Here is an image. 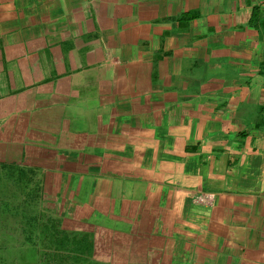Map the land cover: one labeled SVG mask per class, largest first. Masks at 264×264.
<instances>
[{
	"label": "crops",
	"instance_id": "obj_1",
	"mask_svg": "<svg viewBox=\"0 0 264 264\" xmlns=\"http://www.w3.org/2000/svg\"><path fill=\"white\" fill-rule=\"evenodd\" d=\"M3 180L92 264H264V0H0Z\"/></svg>",
	"mask_w": 264,
	"mask_h": 264
},
{
	"label": "rangeland",
	"instance_id": "obj_2",
	"mask_svg": "<svg viewBox=\"0 0 264 264\" xmlns=\"http://www.w3.org/2000/svg\"><path fill=\"white\" fill-rule=\"evenodd\" d=\"M13 186V185H12ZM8 181H0V200L2 203H6L8 206H2L1 210L8 209L12 210V214H2L0 216V232L3 234L4 230L8 229L9 223L11 224L13 231H10L9 236L5 235L0 237V264H53L54 257L57 256L61 259L64 258L63 253L69 252L73 248H76L77 255L73 257L65 255L66 260L74 259L78 261L79 264H92L87 260L84 255H81L78 250L82 249L83 234L77 233V228L69 226V228H64L63 223L57 217H52L51 222L57 221L58 234L55 237V231H46V215L40 214L37 218L41 219L40 228L34 227L33 223L29 221V227L24 230L25 224L18 226V223L14 221L19 218L25 221L26 217H19L23 214L21 211V203L23 205L24 201L20 193L12 187ZM19 194H18V193ZM25 194V193H24ZM18 197V198H17ZM23 202H21V200ZM13 202V203H12ZM12 206V207H11ZM28 219V218H27ZM8 233V231H6ZM18 234V237L16 235ZM22 235V236H21ZM70 239L71 242L75 243L71 246L67 244L64 245L66 239ZM70 244V243H69ZM66 248V249H65ZM55 261V260H54ZM89 262V263H88ZM93 264H96L95 262Z\"/></svg>",
	"mask_w": 264,
	"mask_h": 264
},
{
	"label": "trees",
	"instance_id": "obj_3",
	"mask_svg": "<svg viewBox=\"0 0 264 264\" xmlns=\"http://www.w3.org/2000/svg\"><path fill=\"white\" fill-rule=\"evenodd\" d=\"M50 220H51L50 218H48V217L46 218V231H51V232L55 231V235L54 236L56 237L57 234H58V229H57V225L58 224H56L57 221L51 222ZM37 222L38 221L34 220L32 223H33L34 227H38V229H39L41 223H37ZM71 243L74 244L75 242L74 241L71 242V240L68 239V238L64 242H62V244H64V245L67 244L68 246H71ZM90 244H91V239L88 238V237H84L83 240H82V246H81L82 249L78 250L81 255H84L82 257H85L87 259L85 261H89L90 260L89 257H88L89 256L88 252H89V250L91 248ZM75 250H76V248H73L72 250H69V252L63 253L62 254L64 256L63 259H61V258H59L57 256H53L54 260H55V261L53 260V264H79L78 261L77 260L74 261V259H73V261L72 260L71 261L70 260H66L67 257L65 255H69L71 257H73V255H77Z\"/></svg>",
	"mask_w": 264,
	"mask_h": 264
}]
</instances>
